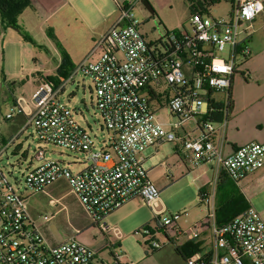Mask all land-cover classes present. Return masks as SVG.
I'll use <instances>...</instances> for the list:
<instances>
[{
    "label": "built area",
    "instance_id": "built-area-1",
    "mask_svg": "<svg viewBox=\"0 0 264 264\" xmlns=\"http://www.w3.org/2000/svg\"><path fill=\"white\" fill-rule=\"evenodd\" d=\"M139 1L121 6L116 22L100 36L70 79L58 88L51 81L41 82L30 98L17 99L6 115L9 120L25 116L24 129L33 126L39 141L83 154L88 162L74 173L38 149L34 153L38 165L25 177V189L37 193L67 181L87 216L103 231L110 230L105 222L108 215L140 199L155 215L154 224L144 228L149 250L167 244L177 247L183 239H197L201 229H209L211 253L188 256L185 264H264V216L260 212L250 207L218 225L210 198L201 196L208 216L184 231L178 222L186 212L172 216L165 209L158 210L160 191L149 179L142 156L151 146L178 141L177 130L193 122L201 133L183 139L189 164L215 163L235 182L264 167V143L246 144L224 155L215 144V135L218 127H226L229 114L223 110L219 122L213 115L217 112L213 105L222 102L217 95L227 94L228 104L234 77L251 54L248 39L253 22L264 12V0H230L228 17L196 12L189 18L191 32L184 28L167 32L155 43L147 41L133 16ZM79 71L92 81L96 108L110 133L101 147L77 122L74 110L59 100ZM162 101L177 119L170 128L156 117L155 104ZM158 234L163 235L162 241ZM78 236L58 245L48 243L27 208L26 196L14 190L0 168V264L102 263ZM114 257L117 264L123 259L118 251Z\"/></svg>",
    "mask_w": 264,
    "mask_h": 264
},
{
    "label": "rangeland",
    "instance_id": "rangeland-1",
    "mask_svg": "<svg viewBox=\"0 0 264 264\" xmlns=\"http://www.w3.org/2000/svg\"><path fill=\"white\" fill-rule=\"evenodd\" d=\"M117 1L123 3L128 0ZM148 2L154 14L148 11L141 0L133 11L134 18L140 23L139 30L147 41L159 42L167 32L183 28L192 31L189 0ZM33 3L35 10L25 9L18 17L19 29L4 26L0 20V149L3 142L6 144L11 135L16 133V130L11 131L9 128L14 126V121L6 118L11 112L12 97L30 98L37 83L55 77L60 66L58 62L62 60L61 51L70 55L71 52H78L79 55L84 51L82 44L86 34L72 10L77 9L91 22L97 35L111 27L120 14L114 0H73L70 5L65 0H33ZM231 11L230 0H221L209 8L213 17H228ZM253 24L252 78L237 77L234 89L237 112L233 115L231 110L227 126L221 129L223 137L230 129L242 142L248 143L254 139V135L264 130V12ZM74 64L77 69V60ZM245 70L243 68L244 73ZM244 79H248L247 82ZM73 80L65 85L59 100L74 110L77 122L89 131L97 147H101L110 133L96 108L92 81L80 71ZM217 97L226 107L227 94ZM160 104H155L158 108L156 117L166 124L175 123L177 119L172 116L165 101ZM190 125L187 123L183 129L177 130L179 135H184L183 130L193 136L197 135L198 132L192 131ZM180 144L178 140L163 143L157 150L149 149L144 153L150 156L144 168L160 191L158 210L165 209L166 215L172 216L187 213L178 222L185 231L191 229L203 214L198 207L200 199L196 182L187 173V167L176 157ZM38 149L46 151L49 159L63 162L74 173L83 170L88 162L83 154L39 141L33 126L14 137V143L8 146V153L3 152L0 157V168L14 190L26 196L27 208L48 243H59L72 235H79L78 241L91 250L100 245L102 263L98 264H117L115 251L124 256L119 264L124 261L130 264H167L163 258H152L153 251L146 246L149 238L144 228L147 224H154L155 215L143 201L128 203L107 216L105 222L110 230L103 231L87 216L67 181L60 180L42 192L26 190L25 177L29 170L38 165L36 161L30 164ZM224 189L237 190L236 182L228 180ZM204 204L206 207L207 204ZM209 204L212 205V202ZM115 236H121V246L112 244ZM157 236L160 241L164 239L162 234Z\"/></svg>",
    "mask_w": 264,
    "mask_h": 264
},
{
    "label": "crops",
    "instance_id": "crops-1",
    "mask_svg": "<svg viewBox=\"0 0 264 264\" xmlns=\"http://www.w3.org/2000/svg\"><path fill=\"white\" fill-rule=\"evenodd\" d=\"M71 1H73V0H65V2L69 3V5H70ZM114 1L118 7L119 1H117V0H114ZM129 1L130 0L123 2V3H119V4L124 5V4L129 3ZM72 11L76 17L77 23H79V26L82 28V31H85V34H86V37L83 39V44H82V46L85 47L84 51L82 53L80 52L79 55H77L78 52H76L75 54H73L71 52V55H70L71 58L73 59V61H72L73 64H74V61L77 60V65H79L85 59V57L95 48V45H96L98 39L100 38V36L103 35L105 32H107L112 27V25H111V27H108L106 30H104L103 32H101L97 35V34H95V31H96L95 26L91 22H89L81 13H79V11L77 9H73ZM54 14H56V13H54ZM253 30H254V24H253V28H252L251 34L249 36V39H248V43H249L250 48L253 44V38H254L253 37ZM98 54L99 53H97V55L95 56V59L97 58ZM252 54H253V46L251 48V54L247 58L244 66H243L244 69L246 68V70H245L246 72L244 73L243 68H242L243 73H237V75H235L232 86H231V90H230L231 99H232L231 110H232L233 115H235V113L237 112V104H236V101L234 99L235 98L234 97L235 82H236L238 76H242V77L247 76L248 78H252L251 74L253 72L250 68V66L253 67V65H254V62H253L254 58H252ZM60 64H61V61L58 62V66ZM244 80L247 82L248 79H244ZM71 81L74 82V80H71ZM39 84L40 83H37V85H39ZM36 86H35V88H36ZM19 98H25V97L13 96L12 97V106H13V104L16 103L17 99H19ZM221 104L224 105L223 102H221ZM10 121H14V126H10L9 128L11 129V131L16 130V133H13L11 135L10 140L7 141L6 144H5V141L3 142L4 145L0 149V151H2V153L5 152L6 154L8 153V146H10L11 143H14V137H16L19 134H21L22 132H24V130H25L24 128L26 125L25 124L26 117L23 115H16L12 119H10ZM190 123H191L190 129L192 131L198 132V134L193 136V135H191V133L188 134L185 130H183L184 135L180 136L179 133L177 132V135L179 137V141L181 143L180 144L181 148L180 147H179L180 149L178 148L177 153H176V157H178L180 159L181 163H183V165L185 167H187V170H188L187 173L190 176H193V180L196 182L197 189L199 190V193L202 192L203 198H205V197L210 198V202H212V206L214 207L215 210L223 202H226L227 200L232 199V197H234L235 194L241 193L242 196L246 199V201L248 203V208L253 207L258 212H260L262 214V216H264V167L261 170L246 176L243 180L236 182V189L237 190L229 191L227 189H224L225 184L231 178L229 176L227 177L226 175H224L222 170L221 169L219 170L217 168V166H215L216 165L215 163L202 162L198 165H192L186 161V157H185L186 151L183 147V139L186 136L198 137L201 133V129L194 127L193 122H190ZM190 123H188V124H190ZM21 124H24V125H21ZM164 124L166 125L167 128H170V126H169L170 123H167V124L164 123ZM230 125H231V121H230ZM221 129L222 128H220V127L217 128V133L215 135V144H216V146L222 148L223 153L226 156L231 155L240 146L250 144V143H264V130H261L260 133H257L256 135H254V137H252L254 139L252 141H250V143H248V142H242L241 139L239 137H237L230 129L227 131V135L225 137H223L221 131L225 128H223L222 130ZM192 134H194V132H192ZM159 146L160 145L151 146L148 149H146L144 151V153L146 151H148L149 149H153V148H155V150H157L156 148H158ZM144 153L142 154V156L144 158V163H146L148 160H150V156H145ZM1 155H0V157H1ZM34 162H35V160H33L30 164L33 165ZM201 198H199L200 202L198 204V207L200 208V212L203 214V217L199 221H197L195 224H198V223L200 224V222H202L208 216V206L205 207L204 201H202ZM136 200H140V199H134L128 203H131V202L136 201ZM128 203H126L125 205H127ZM242 213H240V214H242ZM110 215H108V216H110ZM198 236L199 237L196 239V241L201 243L200 253L202 255H209L213 249V240L211 237L212 234H211L210 230L209 229H201L199 231ZM115 238H113V241L111 240L112 244L114 246H121V243H119V241L121 239L119 240L118 238H116V239ZM67 239H65L64 241L59 242V243L54 242L52 245L61 244V243L65 242ZM183 241H185V240L183 239L180 243H182ZM114 242H116V245ZM99 247H100V245H97V246H94L93 249L100 256L101 249ZM152 258H163L166 260L167 264H185L183 257L176 251L175 246L172 244H167L164 248L157 250V251H153ZM122 260H124V256H123ZM122 264H130V263L127 261H124Z\"/></svg>",
    "mask_w": 264,
    "mask_h": 264
},
{
    "label": "trees",
    "instance_id": "trees-1",
    "mask_svg": "<svg viewBox=\"0 0 264 264\" xmlns=\"http://www.w3.org/2000/svg\"><path fill=\"white\" fill-rule=\"evenodd\" d=\"M221 0H189L190 15L196 12L198 13H208L209 8L218 4ZM122 5L118 3V9ZM35 10L33 0H0V20L4 26L13 27L19 29L18 17L25 9ZM61 64L57 69V74L55 77L47 78L44 81H51L54 83L55 87H60L65 81L71 78L75 71V65L72 62L70 54L66 51H61ZM231 90V89H230ZM229 90V92H230ZM229 101L227 106L220 104H214L213 106L217 109L214 113V119L216 121H221L223 118V110H227L228 114L231 112L232 99L231 92L229 93ZM224 175H227L224 169H221ZM202 192L199 193V198H201ZM248 209V203L241 193H237L232 197V199L227 200L220 204V206L215 210V219L218 225L225 224L238 216L240 213ZM199 224V223H198ZM201 224V222H200ZM150 226V224L145 225V227ZM176 248V251L185 260L188 256L200 253L201 243L197 242L196 239L191 238L180 243Z\"/></svg>",
    "mask_w": 264,
    "mask_h": 264
},
{
    "label": "water",
    "instance_id": "water-1",
    "mask_svg": "<svg viewBox=\"0 0 264 264\" xmlns=\"http://www.w3.org/2000/svg\"><path fill=\"white\" fill-rule=\"evenodd\" d=\"M144 6L148 9L151 14H154V10L152 9L151 5L149 4L148 0H141Z\"/></svg>",
    "mask_w": 264,
    "mask_h": 264
},
{
    "label": "bare ground",
    "instance_id": "bare-ground-1",
    "mask_svg": "<svg viewBox=\"0 0 264 264\" xmlns=\"http://www.w3.org/2000/svg\"><path fill=\"white\" fill-rule=\"evenodd\" d=\"M230 93V92H229Z\"/></svg>",
    "mask_w": 264,
    "mask_h": 264
}]
</instances>
